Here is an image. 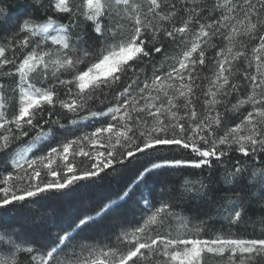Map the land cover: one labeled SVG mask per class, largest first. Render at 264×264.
<instances>
[{"label":"trees","instance_id":"1","mask_svg":"<svg viewBox=\"0 0 264 264\" xmlns=\"http://www.w3.org/2000/svg\"><path fill=\"white\" fill-rule=\"evenodd\" d=\"M59 1L0 0V88L17 83L19 64L51 31L65 40L64 58L37 75L45 85L53 75L70 79L135 31L140 52L80 93L54 82L20 128L0 126V264H152L141 257L190 240L250 247L199 264H264V123L255 117V142L225 137L240 119L244 68L237 61L217 87L210 70L227 38L214 25L243 24L230 40L247 54L264 34V0H102L97 16L85 10L89 0ZM192 32L200 41L191 70L164 85L181 35ZM161 95L176 109L169 129L142 100ZM3 112L16 117L18 103L5 99ZM55 147L65 156L49 155ZM20 148H29L23 161Z\"/></svg>","mask_w":264,"mask_h":264},{"label":"rangeland","instance_id":"2","mask_svg":"<svg viewBox=\"0 0 264 264\" xmlns=\"http://www.w3.org/2000/svg\"><path fill=\"white\" fill-rule=\"evenodd\" d=\"M58 5L62 7L63 0H60ZM85 8L87 12L91 13L93 16H97L105 7L102 0H89ZM118 9H120L121 12L119 11V13H122L121 16L124 18L128 13V9L126 7H121V5ZM230 16V19L233 20L231 14ZM123 22L121 24L126 26L127 21ZM242 27L244 28L245 26L239 24L228 29L223 26V23L214 25V33L219 35L221 32H225L227 38L221 41L222 49H219L215 55L213 67L210 70H214V81L212 82L215 83L216 87L217 85L222 86L227 81V75L233 71L231 69L234 67V64L237 61L242 62L245 77L244 86H246L247 91L240 95L241 98L239 97V101L236 102L235 110L237 118L240 119L238 120L237 126L228 132L225 131L223 134L227 138L232 137L229 138L231 140L233 138L237 139L242 137V140L240 139L241 141L251 143V140L255 142L258 140L257 136H261L254 131L253 125H257V122L255 123V117L256 121L263 120L264 123V111L262 112L259 110L255 104V96L263 92L262 88H264V34L256 38V43L252 50L247 54L239 56L240 54L234 52L230 39L232 33H235L236 29H243ZM178 32L182 33V31ZM239 32L238 30L237 33ZM137 34L138 31H135V33H131L127 38L114 43L113 46L109 47V49L101 55L97 62L91 64L82 71L71 73L68 77L70 79L58 78L56 75H53V79L45 85L42 82L37 83L35 81L37 75H39L43 69H45L44 71L46 72L49 68L51 70L55 69L56 66L61 64L64 58V46L61 45L65 44V40L58 32L51 31L45 42L39 45L36 51L29 53L24 61L19 64L18 71L21 75L17 83L11 87L0 88V106L5 99L14 100L19 105V113L16 117H12V119L7 118L5 112L0 114V126L5 125L3 124L4 122H10L9 124L13 127L20 128L23 125L24 118L28 116L29 110L32 107L50 100L52 97V84L54 82L58 84L69 82L72 84L73 90L76 89L77 92L80 93L90 84L115 75L125 63L140 52V47L136 41ZM181 36H185L182 42L183 46H185L184 50L167 68V70L171 71L164 77V85L171 83V80L173 81L174 78L179 79L178 77L181 75V70H191V68H185L186 63L191 62L190 67L193 66V52L200 41L198 40L199 37H196L194 32H192L191 35L182 34ZM2 63L3 59H0V66ZM140 88L143 89V87ZM146 93L147 92H144L145 98L149 96L148 93ZM165 98L166 95H161L152 101L151 99L142 100H146L149 110L160 112V114H155V120L157 122H164V126L168 125L169 129L171 127L170 125H175L177 122V117H175L176 109L174 106L171 107V105L169 107L168 100ZM72 99L73 98L70 100ZM158 126L159 125L156 124L153 127L157 128ZM262 138L264 139V132L262 133ZM28 151L29 148H20L15 159L23 161ZM48 154H53V156H65V152L58 153L56 147L53 148L51 152L49 151ZM244 242L245 241L211 242L190 240L184 242L180 247L174 245L159 246L160 248L152 252L156 257H149L152 256V253H150L149 256L148 254L142 256L141 260L144 259L143 261L146 262L145 258L149 259V261L150 258H152V262L156 261V263L152 264H199L204 258L207 261L210 259V256L216 253L220 254L225 252V254L230 257L240 252L243 253V251L248 252L250 247L244 245Z\"/></svg>","mask_w":264,"mask_h":264}]
</instances>
